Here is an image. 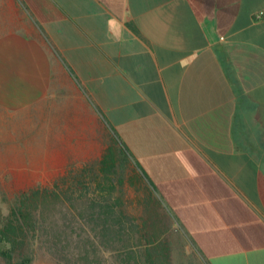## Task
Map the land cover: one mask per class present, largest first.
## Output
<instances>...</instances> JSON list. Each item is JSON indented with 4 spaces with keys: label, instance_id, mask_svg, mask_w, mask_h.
Returning <instances> with one entry per match:
<instances>
[{
    "label": "crops",
    "instance_id": "obj_1",
    "mask_svg": "<svg viewBox=\"0 0 264 264\" xmlns=\"http://www.w3.org/2000/svg\"><path fill=\"white\" fill-rule=\"evenodd\" d=\"M259 11L264 0H0V107L34 108L40 139H63L68 117V140L86 141L68 142V171L106 150L79 135L91 111L156 188L178 251L264 264ZM152 195L131 188L125 235H140Z\"/></svg>",
    "mask_w": 264,
    "mask_h": 264
},
{
    "label": "trees",
    "instance_id": "obj_2",
    "mask_svg": "<svg viewBox=\"0 0 264 264\" xmlns=\"http://www.w3.org/2000/svg\"><path fill=\"white\" fill-rule=\"evenodd\" d=\"M105 136L101 159L72 168L51 186L38 184L5 199L9 213L0 211V264H34L44 247L54 254L68 247V258L76 256L83 264H93L99 258L98 249L116 240L123 247L118 250L119 264H207L178 251L177 237L156 214L161 206L152 195L156 188L150 179L152 189L135 174L129 150L118 134ZM131 188L138 193L149 191L154 197L146 206L150 215L143 219L140 235L132 237L134 244L124 234L129 232L125 197ZM115 226L120 228L113 230Z\"/></svg>",
    "mask_w": 264,
    "mask_h": 264
},
{
    "label": "rangeland",
    "instance_id": "obj_3",
    "mask_svg": "<svg viewBox=\"0 0 264 264\" xmlns=\"http://www.w3.org/2000/svg\"><path fill=\"white\" fill-rule=\"evenodd\" d=\"M35 113L34 108H32V116H29L27 111H11L0 107V211L4 215L9 213L5 199H11L15 194L38 184L51 186L56 178L68 171V142L76 148L81 146L80 150L86 145L84 139L68 140V117L66 123L58 125L64 129L61 134L63 139L55 141L40 139L37 130L44 124L37 123ZM92 115L90 111L88 127L83 126L82 134L79 135L88 137L89 151L99 153L104 142L101 141V137L106 136L102 135L101 125ZM45 126L47 127V123ZM48 126L49 129L53 128L51 123H48ZM56 144L60 147L55 148ZM58 153L64 156L60 157ZM73 227L78 228L76 225ZM87 230L91 234V228L87 227ZM126 238L132 241V237L126 236ZM122 248L117 240L107 247L101 246L97 251L98 260L95 262L92 260L91 263L119 264L118 250ZM188 249L191 251L189 246ZM68 250L67 247L54 254L49 247H44L39 250L34 264H83V261H79L76 256L68 258Z\"/></svg>",
    "mask_w": 264,
    "mask_h": 264
},
{
    "label": "built area",
    "instance_id": "obj_4",
    "mask_svg": "<svg viewBox=\"0 0 264 264\" xmlns=\"http://www.w3.org/2000/svg\"><path fill=\"white\" fill-rule=\"evenodd\" d=\"M254 15L257 19H264V11L256 12Z\"/></svg>",
    "mask_w": 264,
    "mask_h": 264
}]
</instances>
